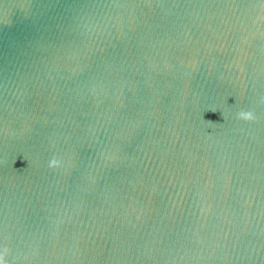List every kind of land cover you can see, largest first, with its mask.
Returning <instances> with one entry per match:
<instances>
[{"label": "water", "instance_id": "95a60500", "mask_svg": "<svg viewBox=\"0 0 264 264\" xmlns=\"http://www.w3.org/2000/svg\"><path fill=\"white\" fill-rule=\"evenodd\" d=\"M0 264H264V0H0Z\"/></svg>", "mask_w": 264, "mask_h": 264}, {"label": "clouds", "instance_id": "9594fccd", "mask_svg": "<svg viewBox=\"0 0 264 264\" xmlns=\"http://www.w3.org/2000/svg\"><path fill=\"white\" fill-rule=\"evenodd\" d=\"M244 115H246V116H250L251 114H250V113H248V114H244Z\"/></svg>", "mask_w": 264, "mask_h": 264}]
</instances>
